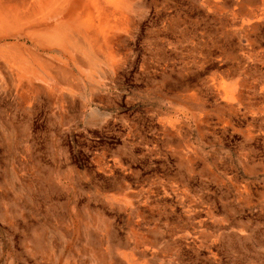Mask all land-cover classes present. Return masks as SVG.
<instances>
[{
	"label": "rangeland",
	"instance_id": "rangeland-1",
	"mask_svg": "<svg viewBox=\"0 0 264 264\" xmlns=\"http://www.w3.org/2000/svg\"><path fill=\"white\" fill-rule=\"evenodd\" d=\"M100 2L0 39V264H264V0Z\"/></svg>",
	"mask_w": 264,
	"mask_h": 264
},
{
	"label": "bare ground",
	"instance_id": "bare-ground-1",
	"mask_svg": "<svg viewBox=\"0 0 264 264\" xmlns=\"http://www.w3.org/2000/svg\"><path fill=\"white\" fill-rule=\"evenodd\" d=\"M129 1L130 0H118L115 6L120 7L123 3L126 7H129ZM91 6L92 10L90 9ZM103 8L104 6L100 0H86L85 2H80L79 0H36L33 5H28L27 0H0V39L27 36L31 38L33 42L38 43L44 40L52 46L66 49L67 46L62 44L61 41L65 40L63 37L66 38V29L69 26L72 30H76L73 26V24L76 23L75 20L65 22L61 26L54 29H47L46 31L40 30V28L29 29V27H40L42 25H40V22L43 17L51 15L55 11L81 10V12L86 13V16L80 20L82 23L81 26H83V28H81L85 31H89L88 26L93 27L94 24L90 16L93 15V10L102 11ZM101 32L108 34L106 30H102ZM106 38H108V35ZM11 47L13 50L19 48L14 45ZM0 54L10 55V52L0 48Z\"/></svg>",
	"mask_w": 264,
	"mask_h": 264
},
{
	"label": "crops",
	"instance_id": "crops-1",
	"mask_svg": "<svg viewBox=\"0 0 264 264\" xmlns=\"http://www.w3.org/2000/svg\"><path fill=\"white\" fill-rule=\"evenodd\" d=\"M80 2H85L86 0H79ZM33 5V4H32ZM79 12H81V10H71V11H55V12H53L51 15H55V14H63V13H72V14H76V13H78L79 14ZM85 13V12H84ZM79 16V15H78ZM84 16H86V14L84 15ZM74 20H75V18H74ZM78 20V21H77ZM77 20H75V24H73V26L76 28V30H72L71 28H70V26L66 29L67 30V33H73V32H78V33H80V30H81V21H80V19L78 18ZM73 21V20H72ZM69 22H71V21H69ZM36 29V28H38V26H32V29Z\"/></svg>",
	"mask_w": 264,
	"mask_h": 264
}]
</instances>
